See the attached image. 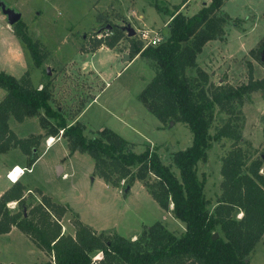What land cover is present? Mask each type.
<instances>
[{
    "label": "trees",
    "instance_id": "obj_1",
    "mask_svg": "<svg viewBox=\"0 0 264 264\" xmlns=\"http://www.w3.org/2000/svg\"><path fill=\"white\" fill-rule=\"evenodd\" d=\"M152 4L158 11L166 8L158 0ZM223 5L224 0H210L189 16L179 11L182 3L175 6L167 24L169 35L157 45L144 47L140 40L129 37V60L138 55L154 66V75L139 93V100L163 124L181 121L192 133L191 144L173 153L178 174L162 162L156 150L147 146L136 153L132 144L112 129L103 128L87 137L84 124H67L58 108L50 104L49 82L39 88L32 84L28 71L20 78L0 71V87L6 91L0 100V152L18 147L29 155L31 165L37 157L33 148L39 143V136L18 138L8 126V119L23 121L39 116L44 126L45 117L54 118L57 123L46 135L62 130L71 150L78 148L91 155L94 171L106 184L118 187L123 181L126 188L135 181L142 182L158 205L170 210L185 225L177 237L156 221L135 239H128L118 233H97L75 214L74 234H66L60 219L71 209L53 201L41 189H37L39 202L29 206L27 198L31 193L26 196L25 185L15 181L0 194V234L16 227L52 256L51 260L29 264H92L97 251L102 252V258L96 264H250V253L264 234V144L258 156L248 158L239 144L243 141L241 107L255 91L264 96V61L259 53L261 78H254L248 62L247 81L237 85L215 84L198 66L196 57L202 47L210 40H221L225 34L230 17L222 12ZM24 27L19 20L13 33L28 49L33 65L39 67L47 51ZM122 38V26L112 24L104 35L95 38L93 49L101 45L114 48ZM249 52L253 53V49ZM187 69H195L196 75L189 77ZM40 110L42 115H38ZM216 112L227 114L228 118L211 135L209 128ZM224 138L231 140V148L221 158V193L209 211L197 163L207 158L212 141ZM11 202L16 205L14 210L8 206ZM235 212L242 216L235 218Z\"/></svg>",
    "mask_w": 264,
    "mask_h": 264
},
{
    "label": "rangeland",
    "instance_id": "obj_2",
    "mask_svg": "<svg viewBox=\"0 0 264 264\" xmlns=\"http://www.w3.org/2000/svg\"><path fill=\"white\" fill-rule=\"evenodd\" d=\"M2 1L21 13L25 31L33 40H38L47 55L42 64L35 67L28 49L13 33L14 24L8 23L0 8V71L20 77L26 70L37 87L49 82L51 106L58 108L67 124L75 121L84 124L87 137L96 135L103 128L112 129L129 141L136 153L147 146L156 150L162 162L178 174L172 161L173 153L191 144L192 133L181 121L163 124L139 100V93L154 75V66L143 57L128 63L129 58L124 55L129 51L130 36L125 28L130 25L135 30L132 36L135 39L139 40L141 31L146 30L150 36L164 41L169 35L167 24L175 6L182 3L179 11L189 16L210 0H158L166 7L160 11L153 6L154 0ZM222 12L230 17L224 27L225 34L221 40H211L202 47L196 57L198 66L215 84L246 82L248 62L252 65L254 78H261L263 66L258 55L261 56L264 49L261 48L264 46V0H224ZM112 24L122 26L124 38L114 48L101 45L93 49L95 38L104 35ZM251 49L253 53L249 52ZM186 73L189 77L196 75L195 69H187ZM241 110L243 141L239 144L247 151L248 158L253 159L260 154L264 144V96L260 91L253 92ZM42 114L40 110L38 115ZM227 118V114L216 112L209 133L212 135ZM44 123L42 126L39 116L23 121L10 118L8 121L18 138L38 135L39 143L33 149H36V155L44 151L39 163L33 167L34 171L23 177L36 189L27 198L29 206L39 202L41 196L37 189H41L39 191L53 201L70 202L84 222L99 227L106 234L118 233L135 239L156 221L177 237L184 232V223L174 218L170 210L160 207L142 182H133L128 190L123 181L118 187L106 184L94 171L91 155L78 148L71 150L64 136L55 142L54 137H49L60 135L62 130L56 135L45 134L57 123L56 119L45 117ZM47 139H52L49 146ZM230 148L229 139L212 141L207 158L197 163V175L204 181L209 211L219 199L221 158ZM23 153L18 147L0 152V167L6 162L24 163ZM57 164L64 165L67 177L58 174ZM2 178L0 188L5 181V177ZM10 208L14 210L16 205ZM75 214L68 210L60 219L64 233L73 232ZM241 216V212H235V218ZM15 232L16 235L20 231ZM25 246V243L7 241L6 237L0 236V263L13 256L33 257ZM98 254L97 251L93 257ZM249 261L250 264H264V234L254 246Z\"/></svg>",
    "mask_w": 264,
    "mask_h": 264
},
{
    "label": "crops",
    "instance_id": "obj_3",
    "mask_svg": "<svg viewBox=\"0 0 264 264\" xmlns=\"http://www.w3.org/2000/svg\"><path fill=\"white\" fill-rule=\"evenodd\" d=\"M206 3H208V2H206ZM211 41V40H210ZM210 41H208V43L210 42ZM17 54H19V55H21V56H23L22 54H21V52L19 53L18 51L16 52ZM24 57V56H23ZM124 57H125V55H124ZM137 57H140V56H135L133 59H135V58H137ZM132 59V60H133ZM132 60H129L128 59V63L129 62H131ZM128 63H126V64H128ZM26 71V70H25ZM96 73V72H95ZM23 75V74H22ZM21 75V76H22ZM20 76V77H21ZM20 77H17V78H20ZM35 85V84H34ZM36 86V85H35ZM5 94H6V91L4 90V89H2L1 87H0V100L5 96ZM50 104L52 105V102L50 101ZM33 117V116H32ZM10 118H13V117H10ZM9 118V119H10ZM27 118H30V117H27ZM9 119H8V121H9ZM26 119V118H25ZM41 133H43V131L41 132ZM41 133H38V134H41ZM62 133V132H61ZM61 133H60V135L58 134V135H56V136H49V137H54L55 138V140H54V142L55 141H57V140H59L60 138L61 139H63V135H61ZM42 142V141H41ZM11 148H16V147H11ZM10 148V149H11ZM44 152V151H43ZM43 152H41V153H38V155H37V157H36V159H35V161L31 164V165H29L28 164V157H27V154L26 153H23V157H24V163H19V162H6L5 164H3V165H1V167H0V179H3L2 177L4 176L5 177V181H4V184L2 185V187L0 188V194H2L7 188H9L12 184H13V182H11L12 180L11 179H9L6 175H7V173L11 170V168H13L14 166L15 167H20V168H22V167H27V168H29V171H26L24 174H22L19 178H18V180L17 181H20L21 183H23L24 185H25V187H26V190H25V195L26 196H28V194L29 193H34L33 192V190L35 189L34 187H33V185H31L29 182H27V181H24L23 180V177H24V175L26 174V173H32L34 170H33V167H35L38 163H39V161L41 160V156H42V154H43ZM56 167H57V169H58V174L60 175L61 174V177H67L68 176V173L67 172H65V167H64V165H60V164H57L56 165ZM64 174H66V176H63ZM11 180V181H10ZM11 203H14V202H11ZM62 204H65V203H62ZM67 205H69V207L71 208V210L72 211H74L77 215H78V217H79V219L84 223V224H86V225H88V226H90L92 229H94V230H96V231H99V232H103L104 230H100V229H98L95 225H92V224H90V223H86V222H84V220H83V218L81 217V215L79 214V212H77V209L70 203V202H68V203H66ZM65 204V205H66ZM16 230H18L17 228H15V227H12L11 228V230L9 231V232H7V233H2V234H0V236H3V237H6L7 238V241H9V240H13L14 242H18V243H22V244H24L25 243V247L26 248H28V250H29V254H32V256L33 257H31L30 259L29 258H27V259H24V258H26V256L25 257H16V256H13V257H11V258H9V259H6L5 261H3L2 263H6V264H8V263H14V264H27V263H31V262H36V263H42V262H45V261H48V260H51L52 259V256H50V255H47L43 250H41L40 248H38L37 246H36V244L34 243V242H32V240L31 239H29V237L27 236V235H25L24 233H22L20 230V232L18 233L17 232V234L15 235V231ZM62 232H63V230H62ZM72 235L74 234V230H73V232L71 233ZM15 235V236H14ZM18 239V240H17ZM24 246V245H23ZM251 254V253H250Z\"/></svg>",
    "mask_w": 264,
    "mask_h": 264
},
{
    "label": "water",
    "instance_id": "obj_4",
    "mask_svg": "<svg viewBox=\"0 0 264 264\" xmlns=\"http://www.w3.org/2000/svg\"><path fill=\"white\" fill-rule=\"evenodd\" d=\"M0 8H1V11L3 12V14L6 15V18H7L9 24H11V25L15 24L16 22H18L21 19V13L19 11L14 10L11 7H7L4 3V1H2V0L0 2ZM109 28H110V26H108V29ZM125 30H126L128 36H130V37L134 36L135 30L130 25H128L125 28ZM99 32H100V30H99ZM125 58L128 59L129 55L125 54ZM261 59H262V61H264V49L261 52ZM46 71L49 73L48 68H46ZM35 150L36 149H33V153L35 152ZM128 189H129V186L126 187V190H128ZM216 236H217V234L214 233L212 237L215 238ZM245 261H248V259H245Z\"/></svg>",
    "mask_w": 264,
    "mask_h": 264
},
{
    "label": "built area",
    "instance_id": "obj_5",
    "mask_svg": "<svg viewBox=\"0 0 264 264\" xmlns=\"http://www.w3.org/2000/svg\"><path fill=\"white\" fill-rule=\"evenodd\" d=\"M139 40L142 42V44H143L144 47H146V46H148V45H157V44H159V43L161 42L159 38L154 37V36H150L146 30H142V31H141V34H140V38H139ZM39 88H41V85L39 86ZM50 144H51V142L49 141V139H47V146H49ZM13 170H15V166H14L13 168H11V170L7 173L6 176H7L8 178L10 177V173H11ZM26 171H29V168H27V167H22V168H20V171L17 172V174H18V178H19L22 174H24ZM63 176H66V174H64ZM9 179H10V178H9ZM11 205H15V203H14V204H13V203H9V204H8V206H11ZM98 252H99L98 256H94V257L92 258V264H96V261H97V260H100V259L102 258V252H101V251H98Z\"/></svg>",
    "mask_w": 264,
    "mask_h": 264
},
{
    "label": "bare ground",
    "instance_id": "obj_6",
    "mask_svg": "<svg viewBox=\"0 0 264 264\" xmlns=\"http://www.w3.org/2000/svg\"><path fill=\"white\" fill-rule=\"evenodd\" d=\"M53 139V138H52ZM52 139H50L49 141L52 143ZM20 171V167L18 166V167H15V170H13L11 173H10V179L12 180V181H17L18 180V174H17V172H19Z\"/></svg>",
    "mask_w": 264,
    "mask_h": 264
}]
</instances>
